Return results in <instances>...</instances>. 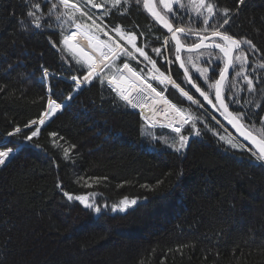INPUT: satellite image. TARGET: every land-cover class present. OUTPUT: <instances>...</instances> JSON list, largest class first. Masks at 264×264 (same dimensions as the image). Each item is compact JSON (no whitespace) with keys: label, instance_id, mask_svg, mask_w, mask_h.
<instances>
[{"label":"trees","instance_id":"1","mask_svg":"<svg viewBox=\"0 0 264 264\" xmlns=\"http://www.w3.org/2000/svg\"><path fill=\"white\" fill-rule=\"evenodd\" d=\"M33 2L37 0H0V151L30 134L32 128L25 125L43 117L49 98L63 108L0 167V264H264V165L255 160L252 148L229 136L190 90L167 33L146 13L143 0L139 5L129 0L115 9L106 5L107 15L77 2L94 14L112 40L88 29L91 35L109 47L129 49L113 28L135 33L137 47L156 62V68L200 101L193 104L177 88L166 89L147 71L140 72L165 92L170 103L194 117L200 135L187 124L182 133L189 142L182 153L169 147L176 133L147 125L139 115L145 118L143 109L128 104L139 113L133 111L106 78L103 84L96 77L90 84L77 85L87 68L64 50L62 40L75 23L91 25L92 20L78 13L69 19L63 8L49 15L50 4L39 0L42 27L37 29L26 15ZM181 2L182 8L173 5L184 18L181 27L194 31L208 27L197 16L193 0ZM216 3L233 8L235 0ZM216 21L213 17L209 25ZM225 28L257 46L253 52L243 45L249 57L245 74L257 90L247 91L243 77L236 75L240 68L236 64L223 95L229 109L247 114L245 124L250 121L253 131L259 132L264 128L259 123L264 118V68L259 67L264 63V0H246ZM102 43L100 52H108ZM116 51L106 64L119 56ZM189 56L209 70L207 81L188 63ZM221 57L211 50L183 54L193 81L213 101L209 84L214 82L213 70L218 78L217 65L223 68ZM121 60L130 62L137 73L138 62L123 53ZM17 127L21 133L9 136ZM64 149L69 150L67 158ZM64 191L87 195L100 213L68 201ZM124 197L137 203L125 212L111 211Z\"/></svg>","mask_w":264,"mask_h":264},{"label":"snow or ice","instance_id":"2","mask_svg":"<svg viewBox=\"0 0 264 264\" xmlns=\"http://www.w3.org/2000/svg\"><path fill=\"white\" fill-rule=\"evenodd\" d=\"M27 2V0H26ZM129 0H102L101 3H97L96 0H83L84 6L90 5L91 8L94 9H103L105 15L108 14V9L106 5H111V8H119L122 3H128ZM47 3L50 4L48 8V14L51 15L52 11L56 8H63V15H67L69 19H73L78 13L81 17H87L92 20L91 25H86L83 23H75L76 31L70 32L63 36L62 44L64 50H66L69 54L73 55V58L76 59L78 64H81L82 67L87 68V74L83 75L84 83H91L93 78L100 77V83L103 84L105 79L102 75L103 68L108 67L105 63L107 60L117 55V51L112 47H108V45H104L108 47V52H100L99 40L97 37H94L90 34L88 29H94L96 31H100L103 35L108 36L109 40H112V37L109 35L108 31H105L104 28L101 27L100 24L96 22L94 18V14L86 12L84 7H82L77 0H57V3H52L51 0H47ZM135 3L139 5L141 0H135ZM195 5L197 16L202 17V23L205 26L211 27L210 35L205 33L208 32V27L201 29L200 31H194L191 27H181L180 24L183 22L184 18L179 16L178 11L174 10L173 5H178L179 7H183L181 0H159V4L162 5L164 12H161L157 9L155 0H143V8L148 11V13L154 18V20L162 25L168 33L171 34V41L175 42V55L176 60L180 61V67L184 69V75L187 77L188 83L195 88L196 92L199 93L203 100L208 104H211L214 108L219 106V109L222 110V114L228 120L230 124L233 125L237 129L238 132L244 137L245 140H248L250 144H252L255 148L254 156L255 160L262 165H264V128H261L259 132H254V125L245 124L244 116L247 115L245 113H241L239 111H229V106L225 103V98L223 95V90L225 87V82L229 78V69L234 68L236 64H239V71L236 72L237 76H242L245 83L247 84V91L254 92L257 89L254 87L253 79H250L248 75L245 74L246 69L245 65L249 63V57L246 54L245 50H243L242 45H247L253 52L257 51V46L250 39H240L228 32L225 28L226 25L230 24V20L232 16L238 15L239 10L242 6L246 5V0H235L233 8L220 7L216 0H193ZM41 12V3L39 0L37 2L31 3L30 7L26 10V15L34 21V27L39 29L42 27L41 16H38L37 13ZM121 15L124 13L121 12ZM171 14V17H169ZM178 17V19H176ZM213 17H217V21L213 24L209 25V21L213 19ZM58 15L56 19H59ZM23 23V21H21ZM50 26V25H49ZM113 31L119 36L121 40H125L128 45H131V48L134 52L139 53L140 56L144 57L145 60H149L152 64L153 69L159 72V69L156 68V62L152 61L147 53L140 47H137L136 40L137 35L132 32H125L121 27H114ZM181 35L190 36L195 35L196 40L192 43H185L181 40ZM82 37L87 41V48H90L93 53L100 52L99 59H96L93 55H91L88 51L85 50L84 46H81L77 37ZM95 40V43L93 42ZM169 43L168 39L164 40V44L167 45ZM53 47H58L57 44L53 43ZM215 48L218 49L220 53H222V57L220 59L223 60V68L219 69L218 77L216 76V70H213V79L214 82L209 84V88L214 89V101L210 98V95L207 91L202 90L200 86L193 82V77L189 75L188 68L185 63L181 59V51L188 52H199L201 49ZM116 49L120 50V46L117 44ZM156 53L160 54V49H155ZM264 51V50H261ZM126 55H132V53L125 51ZM77 56L79 58H77ZM199 59V55L197 56ZM188 63L192 64L195 68L196 72H198L201 76L205 78L207 81L209 79L207 73V68H201L195 63H193V59L191 56L188 57ZM259 67L264 68V63H261ZM123 69L127 70L128 73L131 74V77L135 79H125V77L121 74L119 77L112 76L107 78V83L110 86H114L113 90L117 93L119 98L125 101L127 104L131 105L133 108L143 107V104L137 103L133 99V92L143 91L144 89L140 87V83H143L142 78L137 75L135 71L127 63L123 65ZM45 75H47V70L45 69ZM73 79H76L73 77ZM159 82L160 83H171L173 87L179 88L181 94L185 96L189 101L193 104H200V101L193 98L192 95H189L187 91H184L180 88L179 85L172 81L170 77L166 76L163 72H159ZM79 83V81H78ZM264 83V81H262ZM145 87L150 91V93L154 94L153 103H162L166 105L165 114L169 111L175 113V116L169 124L164 125L166 127H170L171 130L176 133V138L169 145L176 153H182V151L188 146L189 136L182 133V128L184 125L191 124L194 135L199 136L200 131L195 128V124L193 123L194 117L191 113H185L182 109L178 108L175 104L170 103L168 99H166L162 92L157 91L156 88L152 87L151 84L145 85ZM159 98V100L155 98ZM68 99H72L71 96ZM48 109L49 111L45 112L44 115L48 116L49 114H55L57 111L61 110V105L56 103L51 98L48 99ZM260 107V105H257ZM259 123L264 124V118H261ZM37 121L33 120L30 125H25V127H32V125H36ZM39 124L43 125L44 120L40 119ZM21 133V129L19 127L15 128L14 131L9 132V136H17V134ZM40 133V128L36 127L29 133H25L21 138L19 144L15 147L6 148V150L0 151V166H4L6 161L10 159V154H14L17 148L22 147L25 142L32 141L34 137H37ZM51 135L55 136V133ZM235 147V145H233ZM65 157L67 158L69 155V150L64 149ZM91 186V185H87ZM58 188H61V184H57ZM63 195L67 198L68 201H79L80 204L83 205L85 209L92 210L96 213H100L101 208L96 206L93 202H90V198L87 195H74L67 191L63 192ZM137 201L135 199H129L128 197H124L119 201L118 204H114L111 207V211L116 212H125L129 207L135 205Z\"/></svg>","mask_w":264,"mask_h":264},{"label":"rangeland","instance_id":"3","mask_svg":"<svg viewBox=\"0 0 264 264\" xmlns=\"http://www.w3.org/2000/svg\"><path fill=\"white\" fill-rule=\"evenodd\" d=\"M80 4L82 6H84V3H83V0H80ZM90 5L88 6H85V7H89ZM76 31L75 27L72 29L71 32H74ZM211 33V32H209ZM78 41L80 42L81 46H84L85 47V50L88 51L91 55H93L96 59H99V56H100V53L96 52V53H93L92 50L90 48H87V41L84 40L82 37H77ZM137 41V40H136ZM94 42V41H93ZM100 43H102L101 41H99ZM124 42H126L124 40ZM127 43V42H126ZM103 45H105L104 43H102ZM128 45V44H127ZM120 46V50H119V56L115 59V60H112L110 61L107 65L108 67H105L103 68V72H102V75L104 78H108V77H112L114 76L116 73H117V77H119L121 74L125 77V79H135L134 77H131V74L128 73L126 70H122L120 71V69L122 68V66L125 64H122V60H121V54L123 53L129 60L132 59L133 61H136L140 64V67L137 71V75L140 76L142 78V81L143 83H140V81H137V83L140 84V87L143 88L144 90L143 91H137V92H133L132 96H133V99L135 102L137 103H140V104H143V107H141L143 109V114H144V117L147 119L148 123H146L147 125L151 126V127H158L157 125H160V126H163L164 128H166V126L164 125H167L169 124L170 121L173 120L174 116H175V113L169 111L167 113V115L165 114V109H166V105L162 104V103H153V97H154V94L153 93H150V91L145 87V85L147 84H150L145 78H143V76L140 74L141 71H149L153 77L155 76H159V72H161L159 70V72H157L155 69H153L152 65H150V68H146L145 66L142 65L141 62H143L145 59L144 57L140 56L139 53H136L134 52V50L131 48V45H128L129 49L125 48L123 45H119ZM109 47V46H108ZM108 47H106L108 49ZM113 48V47H112ZM114 50H117L116 48H113ZM125 51L127 52H130L132 53V55H126L125 54ZM141 57H142V61L141 60ZM175 57V55H174ZM127 63V62H126ZM130 63V62H129ZM129 63H127L128 65H130ZM131 66V65H130ZM132 67V66H131ZM133 68V67H132ZM134 69V68H133ZM135 70V69H134ZM166 76L170 77V75L168 73H164ZM150 75V77L152 79H154ZM157 78V77H156ZM95 79V78H93ZM168 83V82H167ZM84 83L83 81H77V85L79 87H82L84 86ZM168 85H172L171 83H168ZM173 86V85H172ZM153 87V86H152ZM184 90V89H183ZM114 91V90H113ZM186 91V90H184ZM115 92V91H114ZM116 93V92H115ZM117 94V93H116ZM164 94V93H162ZM190 95V94H189ZM119 97V96H118ZM166 97V95H165ZM157 100H159V98H155ZM123 101V100H122ZM56 102V101H55ZM57 103V102H56ZM61 105V110L63 108V105ZM60 110V111H61ZM208 110V109H207ZM49 111L48 107H47V110L46 112ZM60 111H57L55 114H49L48 116H45L43 115V117L41 119L44 120V124L46 122H48L53 116H55L58 112ZM209 111V110H208ZM209 114L212 116V118L223 128L225 129V131L229 134L230 137H233L238 143L239 141L237 140V138L229 132V130H227V128L224 126L223 123H221L210 111H209ZM141 117V116H140ZM40 120V119H39ZM39 120H36L37 121V124L36 125H32V127H27V128H32L30 130V132L32 130H34V128L36 127H39L40 129L42 128V126L44 125H41L39 124ZM31 124V123H30ZM29 124V125H30ZM159 126V127H160ZM185 126V125H184ZM167 129L171 130L170 127H167ZM240 144V143H239ZM242 145V144H241ZM17 150V149H16ZM16 152V151H15ZM15 154V153H14ZM14 154H10V157L13 156ZM1 167V166H0Z\"/></svg>","mask_w":264,"mask_h":264},{"label":"water","instance_id":"4","mask_svg":"<svg viewBox=\"0 0 264 264\" xmlns=\"http://www.w3.org/2000/svg\"><path fill=\"white\" fill-rule=\"evenodd\" d=\"M155 3H156V1H155ZM157 6V5H156ZM157 9H158V7H157ZM159 10V9H158ZM145 11H146V13L151 17V19L161 28V29H163L166 33H167V35L169 36V38L171 37V34L170 33H168L167 32V30L162 26V25H160L159 23H157L155 20H154V18L148 13V11L145 9ZM210 35V34H209ZM182 37H187V38H194V39H196V36L195 35H190V36H184V35H181V38ZM171 40V39H170ZM182 40V39H181ZM171 43H172V45H173V48H174V55H175V42L174 41H171ZM242 48H243V46H242ZM201 50H205V49H201ZM200 50V51H201ZM208 50H213V51H218L219 52V50L218 49H215V48H208ZM184 53H188V54H191V53H197V52H188V51H181V53H180V55H181V59L183 60V54ZM220 53V52H219ZM221 55H223L222 53H220ZM175 60H176V55H175ZM184 62V61H183ZM176 63H177V65H178V67H179V69H180V71L182 72V74L184 75V69L183 68H181L180 67V61H177L176 60ZM123 70V66H122V68L120 69V71H122ZM232 73H233V68H230L229 69V78H228V80L230 79V77L232 76ZM117 75V73L115 74V76ZM190 75V74H189ZM184 78H185V80H186V82H187V84H188V87L190 88V90L191 91H193L201 100H202V102L206 105V107H207V109L221 122V123H223L224 124V126L225 127H227L233 134H234V136L237 138V140L240 142V143H242V144H245V145H248L250 148H252L253 149V151L255 152V148H254V146L252 145V144H250V142L248 141V140H245L244 139V137L240 134V132H238L237 131V129L235 128V127H233V125L232 124H230L229 122H228V120L225 118V116L222 114V110L221 109H219V106L217 105V107L216 108H214L211 104H208L206 101H204L203 100V97H201L200 95H199V93L198 92H196V90H195V88H193L192 87V85L191 84H189L188 83V80H187V77H185V75H184ZM227 80V81H228ZM226 81V82H227ZM194 82V81H193ZM226 82H225V84H226ZM195 83V82H194ZM223 92H224V90H223ZM229 111H231L230 109H229Z\"/></svg>","mask_w":264,"mask_h":264},{"label":"bare ground","instance_id":"5","mask_svg":"<svg viewBox=\"0 0 264 264\" xmlns=\"http://www.w3.org/2000/svg\"><path fill=\"white\" fill-rule=\"evenodd\" d=\"M98 53H100V52H98ZM138 112V111H137Z\"/></svg>","mask_w":264,"mask_h":264}]
</instances>
